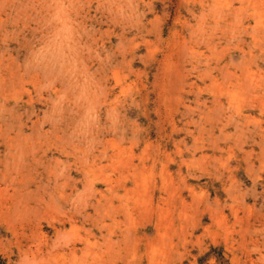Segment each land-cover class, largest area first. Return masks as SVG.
Masks as SVG:
<instances>
[{
  "label": "rangeland",
  "instance_id": "obj_1",
  "mask_svg": "<svg viewBox=\"0 0 264 264\" xmlns=\"http://www.w3.org/2000/svg\"><path fill=\"white\" fill-rule=\"evenodd\" d=\"M0 264H264V0H0Z\"/></svg>",
  "mask_w": 264,
  "mask_h": 264
}]
</instances>
